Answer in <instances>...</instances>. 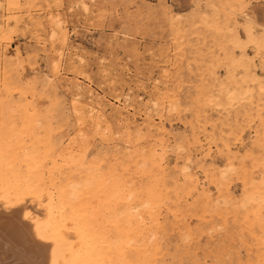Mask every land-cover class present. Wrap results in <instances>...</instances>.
Wrapping results in <instances>:
<instances>
[{
	"label": "rangeland",
	"instance_id": "1",
	"mask_svg": "<svg viewBox=\"0 0 264 264\" xmlns=\"http://www.w3.org/2000/svg\"><path fill=\"white\" fill-rule=\"evenodd\" d=\"M55 68L69 114L55 126L65 139L77 136L72 83L83 88V105L100 98L106 106L103 130L84 117L89 159L101 158L111 136L105 125L120 126L117 107L135 124L153 117L168 133L169 170L191 153L188 171L212 197L227 173L234 205L225 220L198 214L197 196L178 220L163 206L161 264H261L255 213L247 217L240 202L264 190V0H0V73L7 71L12 92L26 74L23 90L53 109L56 97L42 80ZM247 88L261 109L237 115L240 103L229 106L227 92L236 102ZM225 143L236 153L230 170Z\"/></svg>",
	"mask_w": 264,
	"mask_h": 264
},
{
	"label": "bare ground",
	"instance_id": "2",
	"mask_svg": "<svg viewBox=\"0 0 264 264\" xmlns=\"http://www.w3.org/2000/svg\"><path fill=\"white\" fill-rule=\"evenodd\" d=\"M6 72L0 73V264H161L159 234L167 227L161 221L163 206L177 219L189 212V200L195 203L197 196L198 214L215 212L225 220L234 205L224 182L227 173L222 172L218 195L212 197L188 171L191 153L183 167L169 170L168 133L156 126L153 117L135 124L114 107L120 126L112 130L105 125L111 136L103 140L101 158L92 160L84 117L92 120L97 131L103 130V101L98 98L86 107L83 88L72 83L77 136L65 139L55 126L60 115L69 118L59 96L58 69L42 80L43 88L49 86L56 97L53 109L42 108L44 102L34 95L31 99L23 90L26 74L19 76L21 87L14 94ZM244 92L241 99L246 102H232L234 93L228 90L229 106L240 103L237 115L260 111V100H253L250 88ZM162 107L161 113L167 110ZM114 135L121 141L114 142ZM224 149L230 170L236 153L228 143ZM262 192L245 194L240 211L247 217L255 213L258 227L253 225L252 235L264 247ZM258 258L264 264L263 249Z\"/></svg>",
	"mask_w": 264,
	"mask_h": 264
}]
</instances>
